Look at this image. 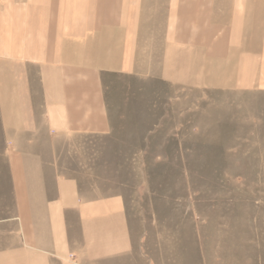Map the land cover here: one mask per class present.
<instances>
[{
    "label": "crops",
    "instance_id": "0c3cea01",
    "mask_svg": "<svg viewBox=\"0 0 264 264\" xmlns=\"http://www.w3.org/2000/svg\"><path fill=\"white\" fill-rule=\"evenodd\" d=\"M213 7L214 0H0V185L8 187L0 194V264H155L137 252L122 197L86 195L60 172L53 141L111 130L105 81L115 77L263 83L264 26L246 48L242 24L264 20V1Z\"/></svg>",
    "mask_w": 264,
    "mask_h": 264
},
{
    "label": "rangeland",
    "instance_id": "374dc122",
    "mask_svg": "<svg viewBox=\"0 0 264 264\" xmlns=\"http://www.w3.org/2000/svg\"><path fill=\"white\" fill-rule=\"evenodd\" d=\"M261 25L242 24L246 48ZM105 88L111 130L53 141L60 172L86 195H120L137 252L155 264H264V82L220 88L129 75ZM4 144L0 123V168Z\"/></svg>",
    "mask_w": 264,
    "mask_h": 264
}]
</instances>
